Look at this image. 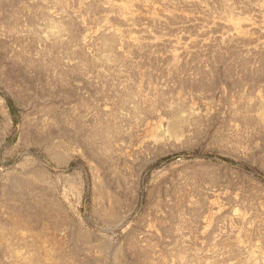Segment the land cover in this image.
<instances>
[{
  "label": "rangeland",
  "instance_id": "1",
  "mask_svg": "<svg viewBox=\"0 0 264 264\" xmlns=\"http://www.w3.org/2000/svg\"><path fill=\"white\" fill-rule=\"evenodd\" d=\"M65 261L264 264V0H0V264Z\"/></svg>",
  "mask_w": 264,
  "mask_h": 264
},
{
  "label": "crops",
  "instance_id": "2",
  "mask_svg": "<svg viewBox=\"0 0 264 264\" xmlns=\"http://www.w3.org/2000/svg\"><path fill=\"white\" fill-rule=\"evenodd\" d=\"M78 233H76V235H77ZM73 245H74V243H73ZM75 250H76V248H75ZM56 256V255H55ZM60 256V255H59ZM64 256H60L59 258H63ZM34 262H37V259H34ZM59 264H63V262H61V263H59ZM64 264H68V262L67 261H65V263ZM81 264V263H80Z\"/></svg>",
  "mask_w": 264,
  "mask_h": 264
},
{
  "label": "bare ground",
  "instance_id": "3",
  "mask_svg": "<svg viewBox=\"0 0 264 264\" xmlns=\"http://www.w3.org/2000/svg\"><path fill=\"white\" fill-rule=\"evenodd\" d=\"M100 255V254H99ZM84 260V259H83ZM85 261V260H84ZM83 263H85V262H83ZM91 263V262H90Z\"/></svg>",
  "mask_w": 264,
  "mask_h": 264
}]
</instances>
